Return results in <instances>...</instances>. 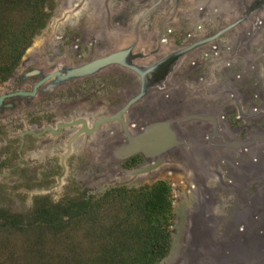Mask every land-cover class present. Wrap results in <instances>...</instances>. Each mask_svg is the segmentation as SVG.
<instances>
[{
	"label": "rangeland",
	"instance_id": "1",
	"mask_svg": "<svg viewBox=\"0 0 264 264\" xmlns=\"http://www.w3.org/2000/svg\"><path fill=\"white\" fill-rule=\"evenodd\" d=\"M224 1L47 0L46 10L52 8L49 18L32 38L14 71L5 80H0V92L11 89L12 79L15 77L18 81L19 73L25 69L40 65L48 69L56 65H72L68 57L77 48V52L84 53L80 58L85 61L138 43L139 48H144L139 49L144 56L137 62L148 63L158 57L151 49L153 46L163 52L172 51L213 34L240 16L244 17L233 28L208 41L218 43L222 49L215 52L211 59L208 56L202 60L207 64L204 70H216L218 73L217 81L202 85L215 86V93L208 100L213 98L218 103L214 114L219 130H214V136L220 135L224 141L213 139L215 143L211 144L209 139L201 136L200 130H193L211 125H196L201 123L196 120H186L190 125L175 122L170 125V130L176 134L178 143L152 159L139 160L135 166L142 167L157 159L158 163L151 169L129 174L125 171L130 168L127 170L125 166L123 170H126L121 172L118 169L120 162L109 159L98 171L99 176L93 172L81 176V172L76 170L78 167L71 168L73 156L67 154L65 160L70 161L66 162L68 172L58 179L28 176L26 167H36L40 162H31V158L24 153L21 159L23 168L0 175V208L26 213L36 196H47L55 202L82 193L99 197L111 188H137L162 180L170 185L174 212L170 249L162 264H264V0H230L231 4L228 0ZM230 5L233 7L229 13ZM237 42L246 43L244 56L225 57L224 54L229 51L225 47ZM136 52L134 49L133 53ZM194 53L174 61L168 76L149 87L131 108L141 109L152 101L163 105L168 101L169 111L158 110L156 119L179 121L178 116L188 111L186 106L195 98L191 87L197 89L201 83L185 75V64L192 66ZM81 60L74 59V62L77 64ZM225 68L226 71L223 70ZM109 69L113 68L108 67L88 80L90 84L105 80L108 105L114 106V96L123 101L135 89L126 92L129 81L123 75L125 70L121 69L120 79L115 80ZM241 74V78L236 76ZM225 90L229 94L225 95ZM178 96L179 109L175 103ZM17 126L11 128L9 138L14 142L18 141L14 133L23 127ZM139 127L141 130L142 125ZM188 129H192L193 133H189ZM47 137L43 135L40 139ZM6 138L0 137V142L3 143ZM227 143L234 145L228 146ZM16 157L17 154L14 157L9 155V164H14ZM58 158L52 156L53 160ZM121 163L126 165L124 161ZM81 169L92 171L90 165ZM201 180L211 194L202 188ZM84 227L83 220L73 219L63 235L58 239L45 235L39 247L51 258L53 255L55 260L58 254L66 251L63 249L64 242L75 244L81 240ZM34 236L32 230L0 233V240L5 239L0 261L9 262L10 257L19 262L28 261L33 255L29 250V239L33 241Z\"/></svg>",
	"mask_w": 264,
	"mask_h": 264
},
{
	"label": "flooded vegetation",
	"instance_id": "2",
	"mask_svg": "<svg viewBox=\"0 0 264 264\" xmlns=\"http://www.w3.org/2000/svg\"><path fill=\"white\" fill-rule=\"evenodd\" d=\"M229 1L228 4L230 3ZM232 7L233 5H230L228 8L229 13ZM205 11L203 9L202 12L205 13ZM219 14L222 15L220 12ZM241 17L223 25L207 37L181 45L172 51L163 52L161 48L153 46L151 49L154 50V54H157L158 57L148 63L137 62L144 56V52L139 49L144 48H139L138 43H135L100 56L97 55L85 61L80 58V55L83 56L84 53L77 52V48L72 56L68 57V60L72 62V65L68 67L56 65L48 69V67H41L40 65L39 67L23 70L19 73L18 81L15 77L12 79L11 89L0 92V96L3 95L0 101V137L7 136L3 143L0 142V175L5 176L13 172L14 169L23 168L21 159L24 153L31 158V162H35L33 160L40 162L36 167H26L28 168L25 169L27 175L32 177L62 178L68 172L67 168L69 165H66V162L70 161L65 160V156L68 155L73 156L72 162L74 163L70 162L71 168L78 167L75 169L81 172L79 174L81 176L87 175L89 172L99 176L97 174L98 171L104 168L105 161L109 159L120 162L118 169L121 172L130 168L125 172L132 174L131 171L138 168H135V166L139 160L152 159L166 149L176 145L178 140L176 134L170 130V125H174L175 122L190 125L186 120L201 122L196 125H211L212 127L203 126L193 129L196 131L200 130L202 132L201 136L209 139V143L214 144L215 142H212L213 139H215L214 141H224V137L220 135L214 136V130H219L218 121L214 114L217 111L218 103L213 98L208 100L209 97L214 95L215 86H205L217 81L218 73L216 70L212 72H209L208 69L204 70L207 64L202 60H205V57L207 58L208 56H211L209 58L211 59L215 52L218 53L222 49L218 43L208 41L233 28L242 19L244 20V17ZM183 18L186 20L185 15ZM186 23L190 26L187 20ZM231 24L233 25L229 26ZM259 46V48L262 47L261 44ZM201 47L207 51H204ZM126 49L128 51L120 55L119 60L110 62L95 72L67 79H61L55 75L57 72H59V75H64L67 68L88 63L112 52H123ZM134 49L137 51L136 53H133ZM180 49H185V51L171 57V54ZM225 49L229 50L224 54L225 57L244 56L243 52L246 51V43L228 44ZM193 51L195 52V59L191 61L192 66H190V63L185 64L187 66L185 75L196 79V83H201L197 89L191 87V92L194 93L195 98H192L186 106L188 111L183 112V116L181 115L183 119H181V116H178L179 121H170V118L156 119L155 115H157L158 110L160 112L169 111L168 101L163 102V105H157L156 101H152L150 104L142 106L144 108H131L133 104L144 96L149 87L159 83L168 76L174 61L180 56L193 53ZM74 59H79L81 62L76 64ZM244 65L246 66V63ZM108 67L113 68L109 69V71L115 80L120 79L121 74L119 71L121 69L125 70L123 75L129 81L126 92H131L133 88L135 89L132 93H128L123 101L118 100V97L114 96L116 99V105L114 106L108 105L105 80L100 79L98 84H90L88 80L91 76ZM134 67L140 69L141 72L135 70ZM201 69L203 70L200 72ZM223 70L226 71V68ZM52 73L54 74L53 76L42 81L47 75ZM236 76L241 78L243 75ZM132 82H135V84H131ZM202 83L206 84L202 85ZM142 84L145 88L144 94L124 108L128 101L139 93ZM15 86L16 88H14ZM168 88L169 86L166 89ZM20 91L26 92V94L18 93ZM32 91L34 92L31 93ZM224 93L226 95V90ZM176 98L175 103L178 105L180 96ZM177 105L176 107L179 109V105ZM17 125H23V127L22 130L14 133L18 139V141L14 142L9 138L10 133H12L11 128H18ZM139 125H142L141 130H139ZM143 125L146 126L143 127ZM193 130L188 129L189 133H193ZM209 131H211L210 134ZM43 135H48L49 137L40 139ZM121 136L123 137L122 139ZM14 144L16 147H14ZM227 145L233 146L234 144L227 143ZM15 154H17V160L11 165L8 162V157L9 155L14 157ZM53 155L59 156L58 160H53ZM48 158L50 159L47 160ZM123 161L126 165L121 163ZM149 163L148 165H155L158 160L153 159V162ZM84 165H90L92 171L81 169ZM125 166L126 169L123 170ZM201 184H203L202 188L204 187L205 192L211 194V190L204 186L202 180L200 181Z\"/></svg>",
	"mask_w": 264,
	"mask_h": 264
},
{
	"label": "trees",
	"instance_id": "3",
	"mask_svg": "<svg viewBox=\"0 0 264 264\" xmlns=\"http://www.w3.org/2000/svg\"><path fill=\"white\" fill-rule=\"evenodd\" d=\"M46 2L0 0V80L14 71L44 27L52 9L46 10ZM78 218L85 223L83 237L75 244L64 242L66 251L57 259L39 247L43 236L58 239ZM173 218L171 188L162 180L111 188L99 197L82 193L55 202L36 196L26 213L0 208V233L35 232L33 241L29 239L33 255L28 261L10 257L0 264H162L170 249ZM4 242L0 240V250Z\"/></svg>",
	"mask_w": 264,
	"mask_h": 264
},
{
	"label": "water",
	"instance_id": "4",
	"mask_svg": "<svg viewBox=\"0 0 264 264\" xmlns=\"http://www.w3.org/2000/svg\"><path fill=\"white\" fill-rule=\"evenodd\" d=\"M232 25L233 24H231L229 26H232ZM216 34H219V33H216ZM127 51H128V49L124 50L123 52L122 51L112 52V53H109V54H107V55H105L103 57L96 58V59H94V60H92V61H90L88 63L67 68L65 70V74L64 75H59V72L55 73V75L58 76V78L67 79V78H73L75 76H82V75H85V74H89V73L97 71L98 69L104 67L105 65H107L110 62H114L115 60H119L120 57H121L120 55H123V53H126ZM184 51H185V49H180V50L174 52L173 54H171V57L177 56V55L183 53ZM134 69L137 70L138 72H141L140 69H138V68L134 67ZM53 75H54L53 73L47 75L42 81L46 80L47 78H49V77H51ZM33 92L34 91H32L31 93H33ZM144 92H145V88H144V85L142 84L139 93L136 94L132 99H130L128 101V103L124 106V108L126 106H128L131 102H133V101L137 100L139 97H141L144 94ZM18 93L26 94V92H22V91H20ZM2 97H3V95L0 96V101H1ZM153 166L154 165H146V166L138 167V168L132 170L131 172H132V174H136V173L143 172V171H146L148 169H151Z\"/></svg>",
	"mask_w": 264,
	"mask_h": 264
},
{
	"label": "bare ground",
	"instance_id": "5",
	"mask_svg": "<svg viewBox=\"0 0 264 264\" xmlns=\"http://www.w3.org/2000/svg\"><path fill=\"white\" fill-rule=\"evenodd\" d=\"M192 1V0H191ZM221 1V0H220ZM223 2H225L224 0H222ZM90 2V1H89ZM203 2V1H202ZM89 4V3H88ZM207 4H208V2H207ZM224 4V3H223ZM222 5V4H221ZM224 6V5H223ZM208 7V6H207ZM218 7V6H217ZM206 8V7H205ZM219 8V7H218ZM226 10V9H225ZM96 23H98V22H94V24H96Z\"/></svg>",
	"mask_w": 264,
	"mask_h": 264
}]
</instances>
